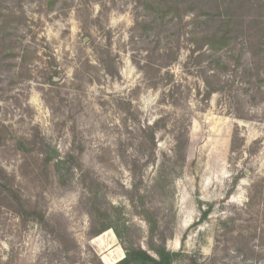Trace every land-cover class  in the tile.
<instances>
[{
	"label": "rangeland",
	"instance_id": "1",
	"mask_svg": "<svg viewBox=\"0 0 264 264\" xmlns=\"http://www.w3.org/2000/svg\"><path fill=\"white\" fill-rule=\"evenodd\" d=\"M0 168V264H264V0H0Z\"/></svg>",
	"mask_w": 264,
	"mask_h": 264
},
{
	"label": "trees",
	"instance_id": "2",
	"mask_svg": "<svg viewBox=\"0 0 264 264\" xmlns=\"http://www.w3.org/2000/svg\"><path fill=\"white\" fill-rule=\"evenodd\" d=\"M159 6L160 8L162 7L161 5ZM228 35L229 32L225 31L221 34H213L211 37H207L210 39V42L208 43V51H210L213 56L212 60L224 46L228 45ZM213 62L217 66H220L222 64V57H216ZM71 158L75 159V157ZM50 160L51 159H46V164H48ZM4 174L5 173L0 168V190L12 198L16 206V212L20 218H33L35 213L33 211H28L25 208L20 194L14 188L3 182L2 176ZM87 190L86 201L87 206L89 207L88 213L92 220V235L94 237H98L108 230H114L117 232V229L112 223V216L109 212L110 209L106 207V203L102 196L94 190L93 182L89 183ZM146 221L150 227L148 250H144L141 247H135L133 245L126 246L125 257L116 264H178V254L170 252L166 249V237L163 233L156 234V232H159L160 230L158 222L155 219H152L149 215H147Z\"/></svg>",
	"mask_w": 264,
	"mask_h": 264
},
{
	"label": "water",
	"instance_id": "3",
	"mask_svg": "<svg viewBox=\"0 0 264 264\" xmlns=\"http://www.w3.org/2000/svg\"><path fill=\"white\" fill-rule=\"evenodd\" d=\"M203 201H205V199H202Z\"/></svg>",
	"mask_w": 264,
	"mask_h": 264
}]
</instances>
